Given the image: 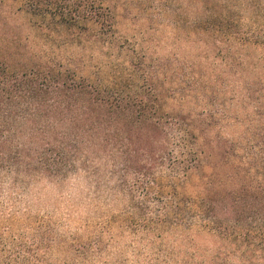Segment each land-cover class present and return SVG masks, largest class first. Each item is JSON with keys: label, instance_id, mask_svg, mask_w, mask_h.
<instances>
[{"label": "trees", "instance_id": "1", "mask_svg": "<svg viewBox=\"0 0 264 264\" xmlns=\"http://www.w3.org/2000/svg\"><path fill=\"white\" fill-rule=\"evenodd\" d=\"M4 1L16 9L5 10ZM213 3L215 11L198 24L227 37L232 54L224 65L250 47L264 52V0ZM114 33V17L96 0H0V171L16 181L21 173L81 168L115 151L116 172L146 177L148 188L163 172L165 219L184 222L188 205L202 219L218 210L237 233L235 259L264 264V237L258 246L245 239L255 230L264 235V177L255 187L244 181L245 164L259 170L261 161H246L242 142L221 136L227 113L211 96L223 83L193 62L169 67L122 48L116 54ZM91 37L113 65L108 79L86 77L68 52ZM45 240L40 234L2 243L0 264H77L51 261L52 242Z\"/></svg>", "mask_w": 264, "mask_h": 264}, {"label": "rangeland", "instance_id": "2", "mask_svg": "<svg viewBox=\"0 0 264 264\" xmlns=\"http://www.w3.org/2000/svg\"><path fill=\"white\" fill-rule=\"evenodd\" d=\"M96 2L114 17L116 54V48H122L151 62L171 63L169 67L193 62L207 69L210 74L205 76L223 83L211 96L216 110L227 113L221 136L241 141L243 155L250 157L246 161L253 156L261 161L259 170L245 164V183L258 186L264 177V52L250 47L232 61L233 66L224 65L232 54L227 37L208 29L202 32L198 24L201 15L215 11L213 0ZM3 4L9 11L17 7L11 1ZM91 42L68 52L82 64L86 77L108 79L113 65L101 43ZM114 153L58 173H21L16 181L12 173L1 170L0 245L27 243L45 234V242H52L51 261L65 257L77 264H211L212 259V264H242L234 256L237 233L230 234L218 210H208L202 219L188 205L184 222L165 219L168 192L163 172H155L160 186L148 188L146 177L116 172ZM192 191L188 188V195L195 196ZM262 236L255 230L245 239L258 246Z\"/></svg>", "mask_w": 264, "mask_h": 264}]
</instances>
